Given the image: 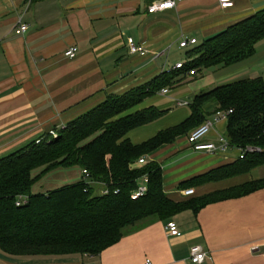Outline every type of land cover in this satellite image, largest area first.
Masks as SVG:
<instances>
[{"label":"crops","instance_id":"crops-1","mask_svg":"<svg viewBox=\"0 0 264 264\" xmlns=\"http://www.w3.org/2000/svg\"><path fill=\"white\" fill-rule=\"evenodd\" d=\"M160 1L0 0V158L38 142L108 97L123 95L160 77L166 68L181 63L173 62L170 55L181 41L197 40L196 45L187 48L193 50L199 42L264 11V0H233L230 9L221 8L218 0H180L173 9L149 14L148 9ZM20 19L28 30L16 35ZM131 43L143 48V53L133 54ZM72 47L78 49L74 60L65 56ZM249 61L237 65L249 62L235 70L236 75L258 71L264 62V40ZM188 77L176 87L167 88L169 95L160 92L125 116L152 106L171 108L175 99L160 108L157 104L173 90H181L177 88ZM224 78L220 76L217 81ZM176 101L183 109L189 107ZM215 108L207 107L210 112ZM181 115L184 119L177 125L166 127L159 120L132 131L128 138L135 145L142 144L183 123L191 111H182ZM227 127L228 121H221L207 140L217 141L218 136L226 135ZM187 137L147 156L149 163L162 167L164 191L175 202L200 199L261 179L254 169L191 187L195 195L184 197L182 191L188 189L182 190V183L235 162L226 155L194 152ZM77 177L80 182L82 171ZM170 223L177 225L180 237L168 233ZM263 243L264 189L208 205L198 214L188 211L168 222L157 219L97 257L12 256L0 247V264H192L189 259L195 246L207 252L203 264H264Z\"/></svg>","mask_w":264,"mask_h":264},{"label":"trees","instance_id":"trees-1","mask_svg":"<svg viewBox=\"0 0 264 264\" xmlns=\"http://www.w3.org/2000/svg\"><path fill=\"white\" fill-rule=\"evenodd\" d=\"M264 40V11L257 13L191 50L183 68L106 101L66 126L0 158V247L12 256H100L126 235L143 230L155 220L171 221L188 211L198 214L208 205L237 199L264 189V179L209 194L200 199L175 202L164 191L162 167L154 162L142 169L141 159L201 126L217 112H229L226 138L232 147L261 152L237 160L188 182L182 190L244 175L264 166V81L242 80L197 94L183 123L135 145L128 135L151 125L168 113L154 106L126 115L164 89L195 74L216 67L230 68L256 54ZM214 105V111L207 107ZM78 168L80 182L46 193L33 187L48 173ZM149 178L148 194L137 200L131 194L143 177ZM90 179V180H87ZM92 182L93 184H90ZM96 185L108 190L97 194ZM117 192V193H115ZM19 197L27 203L17 206Z\"/></svg>","mask_w":264,"mask_h":264},{"label":"built area","instance_id":"built-area-1","mask_svg":"<svg viewBox=\"0 0 264 264\" xmlns=\"http://www.w3.org/2000/svg\"><path fill=\"white\" fill-rule=\"evenodd\" d=\"M180 0H163L160 2L155 3L148 9L149 14H156V13H162L167 10L173 9L176 7L177 2ZM219 5L223 9H230L234 7L233 0H218ZM28 27L23 24L22 20L20 19L18 22V26L15 29L16 35H23L27 32ZM198 42L197 40H183L181 41L179 47L181 49H187L190 46L196 45ZM130 50L133 54L137 53H143V48L138 47L134 43L130 44ZM65 56L70 59L74 60L78 56V49L76 47H72L69 50L66 51ZM185 63L181 62L176 64L172 68H166L163 73H166L167 75H170L172 72L176 70H180L183 68ZM196 74L191 71L190 76H195ZM162 95H169L170 91L168 89H164L162 92ZM189 103H180V106L186 107L189 106ZM232 114V111L229 112H217L215 115H213L211 118L207 119L201 126L195 128L193 131L190 132V134L187 137V142L190 145V147L194 150L196 153L200 154H206V155H226V153L229 150H236L239 153L238 160H243L246 157V153H255V152H261V149L254 148V147H248L245 150L242 149H236L231 146L228 139L225 135H220L217 138V141L211 142L208 141V137L212 133V131L215 129V127L224 120H227L228 117ZM142 165L149 164V161L147 158L141 159L139 161ZM90 180V179H87ZM142 182V184H140ZM90 184H93L92 182H89ZM139 186L137 189L131 194V199L133 201H137L143 197H145L148 194L149 191V178L143 177L142 180H140ZM109 193L108 190L104 189L102 191L103 195H107ZM117 193V192H115ZM182 195L184 197H192L195 195V191L193 189H188L186 191H182ZM27 203L26 197H19L18 201L16 203L17 206H21ZM167 231L172 237H180L181 233L177 227L176 224L170 223L167 226ZM264 244V243H263ZM207 259V252L202 246H195L191 250L190 254V262L192 264H203L205 260ZM146 264H152L150 261H147Z\"/></svg>","mask_w":264,"mask_h":264},{"label":"rangeland","instance_id":"rangeland-1","mask_svg":"<svg viewBox=\"0 0 264 264\" xmlns=\"http://www.w3.org/2000/svg\"><path fill=\"white\" fill-rule=\"evenodd\" d=\"M202 43L203 42H199V46ZM190 51L191 50L189 49H180L178 46L174 50L171 51L170 53L171 58H172L171 60L173 62L181 61V62L187 63L189 60L188 58H189ZM249 62H246L243 65H246V64L248 65ZM243 65H239V66L236 65L230 68L216 67V68H211V69H205L202 72L197 73L196 74L197 76L195 75L196 77L189 76L188 79L181 85V87L177 88L181 90L179 91L173 90L170 96L161 99L159 103L157 104V106L160 108V107H163L164 105L170 104L172 100L175 99V101L172 102L174 105L171 108H166V109L161 108L160 109V110H168L169 114L163 117L164 119L162 118L163 120L161 119V121L158 123L164 122L165 123L164 126L166 127L177 125L179 124V122H181L180 120L184 119L183 115H181V112L182 111L190 112L189 107H186L184 109L179 107L177 105L178 101L176 100H179V102L181 103L191 104L193 98L197 94L210 92L212 89H214L217 86H222L225 84H231V83H235V82L242 81V80H251V79H256V78H262L264 81V62H261V65H260L261 67L258 68L257 72H253V70H250L248 73L243 72V74L239 73L238 75H236L237 73L235 72V70H237L239 67ZM220 76H225L226 77L224 78L225 80L217 81V78H219ZM175 115H177L178 117H176ZM183 142L184 141H182L181 143ZM226 156L231 157L233 161H237L239 153L236 150H229L226 153ZM143 167H145V165H142L140 163H137L134 166V168L136 169H142ZM79 171L80 169L78 168H68V169L60 168V169L54 170L48 173L45 177H43L42 180L33 187L32 191L33 193H46L49 190H56L65 185L76 184L80 180V177H79V180L77 177V175L79 174ZM255 171L256 172H254V174L259 175L261 179H264V166L256 169ZM140 184H142V182ZM93 187H95L96 189L95 192L97 194H102L101 189L103 187L101 185L94 184Z\"/></svg>","mask_w":264,"mask_h":264}]
</instances>
